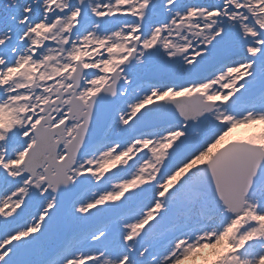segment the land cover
Listing matches in <instances>:
<instances>
[{
  "label": "snow or ice",
  "instance_id": "1",
  "mask_svg": "<svg viewBox=\"0 0 264 264\" xmlns=\"http://www.w3.org/2000/svg\"><path fill=\"white\" fill-rule=\"evenodd\" d=\"M0 264H264V0H0Z\"/></svg>",
  "mask_w": 264,
  "mask_h": 264
}]
</instances>
